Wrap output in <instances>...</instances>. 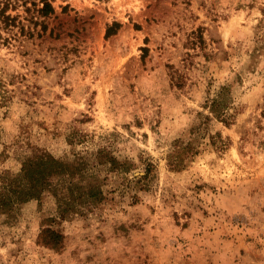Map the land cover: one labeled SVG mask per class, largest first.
Listing matches in <instances>:
<instances>
[{"label":"rangeland","instance_id":"obj_1","mask_svg":"<svg viewBox=\"0 0 264 264\" xmlns=\"http://www.w3.org/2000/svg\"><path fill=\"white\" fill-rule=\"evenodd\" d=\"M8 1L0 172L36 149L78 158L103 197L61 216L54 177L0 215V264H264V0ZM228 82L225 123L209 105Z\"/></svg>","mask_w":264,"mask_h":264},{"label":"trees","instance_id":"obj_2","mask_svg":"<svg viewBox=\"0 0 264 264\" xmlns=\"http://www.w3.org/2000/svg\"><path fill=\"white\" fill-rule=\"evenodd\" d=\"M43 6L40 11L46 14L53 10L49 0H41ZM9 1L0 3V21L5 26L14 24L16 16L7 12ZM112 29L108 27L106 34H111ZM231 83H225L221 87L219 95L212 99L210 111L212 117L229 123L231 113L227 111L231 97ZM205 119H211L210 115H205ZM218 133H215V136ZM215 136L211 135L212 142H215ZM192 154L197 149L192 146V140L185 144H177L175 149L170 153V163L177 166L183 161V154L187 152ZM95 163H104L107 160L112 164V168L121 166L122 169L128 168L125 161L119 162L117 157L108 153L107 150L99 149L94 153ZM148 173V172H147ZM145 174L140 177L144 178ZM54 177H64L69 179L65 188L55 190L59 212L61 216L66 212L75 211L81 204L97 203L103 197L102 181L100 175L89 170L84 161L74 158L72 160H63L57 158L45 150L36 149L22 159V165L17 173H11L8 170L0 172V215H5V220L14 218L19 207L30 200L39 199L43 190L49 186L57 187L53 184ZM63 235L60 231L51 227H45L40 232V240L53 247H60Z\"/></svg>","mask_w":264,"mask_h":264}]
</instances>
